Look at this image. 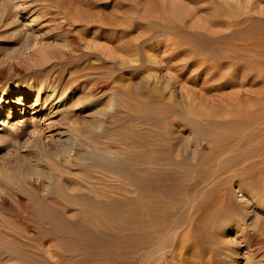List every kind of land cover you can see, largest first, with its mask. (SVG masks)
<instances>
[{
	"label": "rangeland",
	"instance_id": "1",
	"mask_svg": "<svg viewBox=\"0 0 264 264\" xmlns=\"http://www.w3.org/2000/svg\"><path fill=\"white\" fill-rule=\"evenodd\" d=\"M142 155L160 162L123 180ZM76 180L99 196L65 217L92 214L119 264H264V0H0L2 247L81 264L69 239L21 228L26 200L47 210Z\"/></svg>",
	"mask_w": 264,
	"mask_h": 264
},
{
	"label": "bare ground",
	"instance_id": "2",
	"mask_svg": "<svg viewBox=\"0 0 264 264\" xmlns=\"http://www.w3.org/2000/svg\"><path fill=\"white\" fill-rule=\"evenodd\" d=\"M224 14V13H223ZM233 14V13H232ZM233 21V20H232ZM241 22V21H239ZM245 22V21H244ZM237 23V22H235ZM232 34V33H231ZM230 34L229 33H226L225 35L223 34L222 36L224 37V44L227 42L228 40V37ZM263 35V34H262ZM226 37V38H225ZM223 39V38H222ZM243 41H244V38H242ZM248 39L249 38H246L244 42H248ZM235 41V40H234ZM104 44V43H103ZM106 44V43H105ZM189 46V53H191V46H192V42H189L187 43ZM222 42L220 43V46L222 47ZM233 44V43H231ZM227 46V45H226ZM225 45H223V48H228L226 47ZM229 46V45H228ZM187 48V47H186ZM222 48V49H223ZM147 49V48H146ZM221 49V48H220ZM188 51V50H187ZM225 52V51H223ZM185 55V54H184ZM226 55V54H225ZM182 58V57H181ZM137 62V61H136ZM60 76V75H59ZM14 90L16 91V94L19 95V98H22L23 95H26V92L22 89V88H18V87H15L13 89H10L9 90V93H12L14 92ZM39 91H37L38 93ZM89 96V95H87ZM91 96V95H90ZM65 97H66V94L64 93H60L55 99L52 98L50 99L51 102H55V103H62L64 100H65ZM88 100V99H87ZM148 101V100H147ZM150 103V102H149ZM3 123H4V120H3ZM139 130V129H138ZM148 131V130H147ZM139 132V131H138ZM144 131L141 130V133H143ZM135 133V132H134ZM133 133V134H134ZM138 135V134H137ZM141 135V134H140ZM142 136V135H141ZM147 136V135H146ZM157 136V135H156ZM138 137L140 138V136L138 135ZM153 137V136H152ZM146 138L145 136L140 139H142L141 141L145 142L144 144H148L149 141H151L150 139H145ZM151 138V137H150ZM138 139V138H137ZM156 140V139H155ZM153 141V140H152ZM151 141V142H152ZM157 141V140H156ZM142 142V143H143ZM158 142V141H157ZM80 141H79V138L75 135H70L69 138H68V141H67V144L65 145L63 151L61 152V155L63 154L64 155V159L66 161H71L72 158H73V155L78 151V147L80 146ZM155 143V141L153 142ZM152 143V144H153ZM157 145V144H156ZM158 146V145H157ZM139 148V147H138ZM151 148V147H150ZM153 148V147H152ZM147 153V152H146ZM60 154V153H59ZM58 154V155H59ZM57 155V157H58ZM156 155V154H155ZM63 157V156H62ZM96 158H99V159H102L103 161V158L102 156L100 155H96L95 156ZM143 157V155H142ZM140 157V159L142 158ZM150 157V156H149ZM147 157V158H149ZM152 157V156H151ZM60 158V157H59ZM144 159L143 157V160H147ZM159 158V157H158ZM156 158V156L150 158V160H147L145 161V164L144 165H140V162L139 164H137L138 166H134V167H129V166H123L121 171L120 172H123L124 175L122 177L123 180H125L126 182L128 183H136V185H138V183L134 180H132V178L130 177L131 175V172L132 170H136L138 172H142V171H145V172H148V171H151L149 170L151 167L149 165H146L148 163H156V161H158L159 159ZM57 159V158H56ZM154 159H157L156 161ZM60 160V159H59ZM59 162V161H58ZM65 162V161H64ZM107 164L113 166L114 162L112 159H107L106 158V161H105ZM160 162V161H158ZM152 172V171H151ZM63 172H60L58 173V177L59 179H62L63 178V175H62ZM146 178V177H145ZM64 179V178H63ZM78 179V178H77ZM74 180V179H73ZM82 180V179H81ZM144 180V179H143ZM146 181L149 180V179H145ZM78 181V180H76ZM147 182H151L150 180L147 181ZM80 181L78 182H75V186L74 187V191L72 192V194H69L72 195L71 197H68L66 195H63L62 192H60L58 190V188H53V189H47L46 190V194L44 196H40L42 200H44V205L47 207L46 209L47 210H44L43 208V211L41 210H37L35 208L34 205L30 204V201L29 200H26V203H25V209L23 210V219H25L23 221V219H21L23 221V224L21 223V228L25 231L26 230V233H27V229L31 226V228L34 227V229H31V230H35L39 233H41L42 235L44 236H47V237H62V238H67L69 239L71 242H72V248L71 251H76V252H81L80 254H84L83 256V259L80 261L81 264H95L94 262L97 261L98 263V260L101 259L102 262H106V264H119V261H116V259H112L115 255H113V257H111L112 255H109V256H103L104 255V251L102 249H100L101 247V242H102V236L100 237L98 232L99 230L95 229V227L97 226V223H96V220H94L95 218H92L91 216H93L92 214H90L89 212L87 211H84L83 215H81L78 211L77 212V215H75L77 218H67L65 217V212H66V204L67 202L71 201V200H74L73 202L75 201H79V200H84V201H91L92 199H96V197L99 196V194H97V190L95 188V186L92 187V189H90L88 192L89 194L87 193H83V192H77L79 189V186H80ZM141 183V182H139ZM146 183V182H145ZM144 183V181H142V184H143V187L146 185ZM72 184V183H71ZM141 184V186H142ZM148 184V183H147ZM150 184V183H149ZM148 184V185H149ZM74 185V184H73ZM103 185V184H102ZM152 185V184H150ZM139 186V185H138ZM140 186V187H141ZM46 187V186H45ZM144 189V188H143ZM125 192V191H124ZM92 193V196L90 195ZM94 196V197H93ZM262 203V202H261ZM39 204V203H38ZM70 204V203H69ZM149 207V206H148ZM154 207V206H153ZM131 208V207H130ZM69 209V208H68ZM83 210V209H82ZM128 211V209H126ZM130 213L132 210H129ZM144 211V209H143ZM82 212V211H81ZM149 212V211H148ZM67 213V212H66ZM72 214V213H71ZM80 214V215H79ZM151 214V213H150ZM91 215V216H90ZM132 215V214H131ZM143 215V214H142ZM67 216V215H66ZM133 218V217H132ZM136 218V216L134 217ZM133 218V219H134ZM143 218V217H142ZM141 219V217H140ZM136 220V219H135ZM134 220V221H135ZM146 220V219H144ZM99 221V220H98ZM133 221V220H132ZM141 222V221H140ZM137 223V222H136ZM144 223V222H143ZM96 225V226H95ZM133 225V224H132ZM33 226V227H32ZM137 226V225H136ZM199 226V225H198ZM197 226V227H198ZM139 227V226H138ZM9 229L10 232L12 234H16L17 230L15 227L11 226ZM30 229V228H29ZM97 230V231H96ZM8 232V231H7ZM18 235L19 234H22L20 233V231H18L17 233ZM133 234V233H132ZM26 235V234H25ZM29 235V234H28ZM103 235V234H102ZM145 235V234H144ZM250 235V234H249ZM43 237V236H42ZM14 238H18L17 235H14ZM29 238V237H28ZM27 238V239H28ZM115 238V237H113ZM129 238V237H127ZM133 238V237H132ZM138 238V237H137ZM51 239V238H50ZM125 239V238H124ZM123 239V240H124ZM257 239V238H256ZM18 240V239H17ZM56 240V239H55ZM135 240L137 241L136 237H135ZM16 241V240H15ZM114 241V240H113ZM118 241V240H117ZM129 241V240H128ZM20 243L22 242V245L23 247H28L29 246H32L31 244H29L27 241H19ZM119 242V241H118ZM123 242V241H122ZM133 241H130V245L131 246H134V247H138L137 244L133 243ZM138 242V241H137ZM136 242V243H137ZM18 243V241H17ZM16 243V244H17ZM117 243V242H116ZM124 243V242H123ZM15 244V243H14ZM127 245V244H126ZM125 245V246H126ZM129 245V243H128ZM127 245V246H128ZM20 246V247H21ZM129 246V248L131 247ZM10 247V246H9ZM18 246L16 245V247H14V249H9V248H6L5 246L2 247V241L0 242V264H30L28 261L26 260H23L21 259V257L19 256V253H21V249H15L17 248ZM19 247V248H20ZM22 248V247H21ZM33 248V247H32ZM127 249H129L128 247H126ZM133 248V247H131ZM31 249V248H30ZM65 249V248H64ZM104 249L106 250H109L110 252L111 251H114V250H117L114 248V250L112 248H105ZM130 250V249H129ZM29 250H25V252H27ZM108 251V252H109ZM120 251V250H119ZM131 251V250H130ZM24 252V251H23ZM115 253V252H114ZM110 254V253H109ZM117 255L119 256L118 252H117ZM127 255V253H126ZM102 256V257H101ZM116 257V256H115ZM114 257V258H115ZM128 257V256H127ZM132 258V257H131ZM85 259V260H84ZM120 259V258H119ZM83 261V262H82ZM122 261H124V259H122ZM20 262H23V263H20ZM100 263V261H99ZM103 264V263H102ZM124 264V263H123Z\"/></svg>",
	"mask_w": 264,
	"mask_h": 264
}]
</instances>
